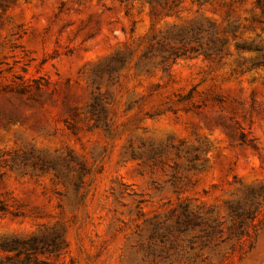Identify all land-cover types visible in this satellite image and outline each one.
<instances>
[{
	"label": "rangeland",
	"instance_id": "obj_1",
	"mask_svg": "<svg viewBox=\"0 0 264 264\" xmlns=\"http://www.w3.org/2000/svg\"><path fill=\"white\" fill-rule=\"evenodd\" d=\"M197 23L264 53V0H0V242L60 232L64 264H264V66L253 49L160 64ZM30 153L88 172L10 167Z\"/></svg>",
	"mask_w": 264,
	"mask_h": 264
},
{
	"label": "trees",
	"instance_id": "obj_2",
	"mask_svg": "<svg viewBox=\"0 0 264 264\" xmlns=\"http://www.w3.org/2000/svg\"><path fill=\"white\" fill-rule=\"evenodd\" d=\"M143 1L150 5L152 13H157V8L163 9L164 7H168L169 10L174 7L177 8L182 2V0ZM257 3L260 4L261 0H257ZM235 38L236 35H234ZM234 45L236 51L232 52L230 50L228 36L225 33L220 34L218 29L212 25L197 23L171 32L169 42L161 45L160 52L155 57L165 67L175 62L177 58H195L202 56L204 59L221 62L226 56H232L236 53L239 57L243 51L253 49L256 51V55L251 59V64L247 68L253 69L264 66V53L261 52V48L246 45L238 41ZM144 56L147 58L151 57L147 56V54H144ZM113 58L121 65H124L126 62V59L121 55ZM241 63L245 64L246 60H243ZM112 69L117 68L115 66L108 68V70ZM108 104L109 100L105 93L93 91L88 112L96 122L106 120ZM10 167L24 173L53 172L56 176H59L65 167L66 169L78 172L80 183H82V178L85 173L88 172L83 164L76 167L64 158L45 159L40 156L35 157L32 153L25 154L19 159L15 158ZM74 184L76 188L79 186L77 182H74ZM0 211H6L5 206L0 204ZM66 246V238L60 232L50 235H32L28 238L19 236L6 237L0 242V249L8 252V254L0 258V264H64L59 261V258L66 251ZM41 255L55 256L56 258L54 260L50 258L40 259Z\"/></svg>",
	"mask_w": 264,
	"mask_h": 264
}]
</instances>
